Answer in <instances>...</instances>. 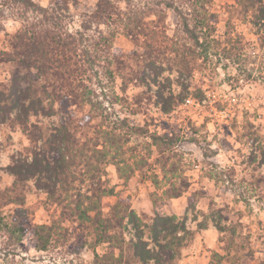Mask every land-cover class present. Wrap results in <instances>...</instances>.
Here are the masks:
<instances>
[{
  "label": "rangeland",
  "instance_id": "1",
  "mask_svg": "<svg viewBox=\"0 0 264 264\" xmlns=\"http://www.w3.org/2000/svg\"><path fill=\"white\" fill-rule=\"evenodd\" d=\"M32 1L41 9L0 0V89L14 78L23 88L34 80V70L7 59L26 26L43 25L69 39L62 45L80 65L96 57L86 84L99 112L70 100L51 102L48 115H30L28 124L46 136L79 122L85 158L105 152L93 180L114 192L103 198V213L123 201L138 215L119 231L115 254L143 264L133 258L142 230L149 248L165 256L162 264H209L230 249L233 264L264 262V0H213L203 16L185 0H111L116 15L104 20L94 19L100 0ZM18 114L0 118V264H96V254L110 250L96 245L94 229L77 214L79 194L93 185L89 176L77 175L84 181L73 184L78 191L68 199L57 183L49 195L35 180L21 182L24 203H10L15 177L8 166L32 162L45 144L39 130L31 140ZM157 216L168 218L167 233L158 227L161 237L183 218L195 234L192 241L186 236L189 244L173 262L143 226L151 228ZM43 224L66 235L47 252L36 246ZM16 227L24 230L17 243L18 235L12 239L7 231ZM174 240L181 243L175 236L166 241Z\"/></svg>",
  "mask_w": 264,
  "mask_h": 264
},
{
  "label": "trees",
  "instance_id": "2",
  "mask_svg": "<svg viewBox=\"0 0 264 264\" xmlns=\"http://www.w3.org/2000/svg\"><path fill=\"white\" fill-rule=\"evenodd\" d=\"M185 1L192 5V10L196 14L203 16V14L208 12L209 4L213 0ZM20 2L25 7L32 6L36 10L40 8L32 0H20ZM97 7L94 19H112L116 15L115 9L117 10V8L111 0H100ZM138 25L136 28H140ZM43 27V25L28 28L26 26L18 31L13 37L12 52L7 54L9 61H18L24 67L35 71L33 82L27 88H23L21 83L14 78L9 85H4L0 89V118L6 120L12 112L19 111L17 115L18 121L24 125L22 128L25 132L29 133L31 140H38L40 134L45 141L43 149L35 155L32 162L26 161L21 163V161L13 160L12 164L8 166L9 173L15 177L13 187L7 191L9 193L8 196L12 197L10 203H24V193H18L19 184L29 180H35L37 187L45 190L49 195L52 194L53 187L57 183L59 184V188L64 190L63 192L66 194L64 197L68 199L73 190L78 191L73 187V184L78 181H84L78 178L77 175L86 174L90 177L88 179L91 182L96 179V174L99 176L102 173L101 165L104 163V151L96 152L93 150L94 153L85 158V150H87L86 144L80 143L77 139V131L80 126L79 122H67L59 130L55 131V133L46 136L37 125H31L30 128L28 124L30 115H48L50 108L54 107L51 102L70 100L77 106H81V104L88 105L94 111L99 112L101 109L99 102L94 98V91L86 84V81L90 80L86 78V75L89 71L93 70L90 67L97 65L96 57L93 58L90 56L87 58L86 63L89 64L88 67L82 64L80 65L79 62L74 61L75 56H69V52H66L69 49L65 50L67 47L62 45L69 39H66L62 34H55L52 29ZM131 29L132 27L129 26L128 30L130 31ZM71 37L68 36L70 40L72 39ZM41 81L43 83H40ZM52 88L55 91L59 89V91L56 93L53 91L50 94ZM63 90H67V92L62 94ZM34 129L39 130V134ZM156 139L161 140L160 137ZM96 145L98 146V144ZM93 146L96 147L95 145ZM91 174H94V176ZM42 181H45V184H41ZM102 184L101 181L97 183L93 181L94 187L91 184L87 188V193L84 196H82V193L79 194L83 200L78 205L79 210L77 214L79 219L84 222V225H87L90 230L94 229L96 245L107 244L110 250L102 256L96 254V264H128L122 255H120L121 252L119 255H116L115 250L119 249L121 251L118 247L119 231L124 234L132 221L138 218V215L123 205V201L110 207L109 212L104 214L102 200L104 197L112 196L114 192ZM179 197H181V194L172 195L171 198L176 199ZM156 219L158 222L154 221L151 228H149L148 224H143V226L151 230V241L164 249V253H167L168 260L173 262L175 257L181 254V250L189 244L185 239L187 238L186 236L189 235V241H192L194 240L195 234L191 231L187 232V220L185 218H179L182 222H174L175 226L171 229V232L167 236L161 237V233L158 232V227L162 226V231L167 233L170 230L165 225L168 218L157 216ZM172 219L177 220L176 217ZM138 221L139 225L135 226L137 229L142 225L140 224V221H142L141 218ZM204 227L199 226L201 230L205 229ZM7 231L12 239H15L14 236L16 234L18 235L19 238L15 239L16 243L20 241V237L24 233V230L20 227ZM182 231L185 233L184 237L182 239L177 238L178 233ZM143 235L144 232L140 230L137 237L139 241L135 244L133 243L135 250L133 258L138 259L143 264H148L149 262L162 264L161 261L165 259V256H163L162 252H157L155 249L152 250V248H149L150 241H145ZM35 236L37 250L40 252L49 251L58 241L66 237L65 234H62V230L58 226L45 224L36 228ZM171 236H175L176 240L181 243L175 245V240L167 243L166 240ZM163 241H166L165 244H163ZM231 252L230 249L227 256L224 257L215 254L214 258L217 259L211 261L209 264H222L223 261L227 260L233 264L230 258H227L232 255ZM260 264H264V262Z\"/></svg>",
  "mask_w": 264,
  "mask_h": 264
}]
</instances>
